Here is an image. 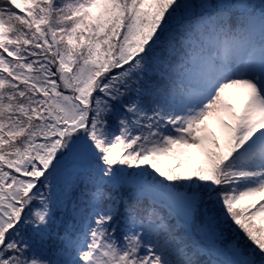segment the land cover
Listing matches in <instances>:
<instances>
[{"label":"snow or ice","instance_id":"obj_1","mask_svg":"<svg viewBox=\"0 0 264 264\" xmlns=\"http://www.w3.org/2000/svg\"><path fill=\"white\" fill-rule=\"evenodd\" d=\"M0 264H264V0H0Z\"/></svg>","mask_w":264,"mask_h":264},{"label":"trees","instance_id":"obj_2","mask_svg":"<svg viewBox=\"0 0 264 264\" xmlns=\"http://www.w3.org/2000/svg\"><path fill=\"white\" fill-rule=\"evenodd\" d=\"M215 128H213L212 130L214 132H217L218 129L216 128V126H214ZM190 151V150H189ZM192 153L197 152V150L193 149L192 151H190ZM202 160V157H198V158H185V157H181L179 160L177 159H173V158H164V163L165 164H169V165H174L177 163H184L185 167H195L197 166Z\"/></svg>","mask_w":264,"mask_h":264},{"label":"rangeland","instance_id":"obj_3","mask_svg":"<svg viewBox=\"0 0 264 264\" xmlns=\"http://www.w3.org/2000/svg\"><path fill=\"white\" fill-rule=\"evenodd\" d=\"M230 95L234 98V102L237 103V105L239 106V103H240V100L238 99L239 94L236 92V90H230ZM192 150H190V151H192Z\"/></svg>","mask_w":264,"mask_h":264}]
</instances>
